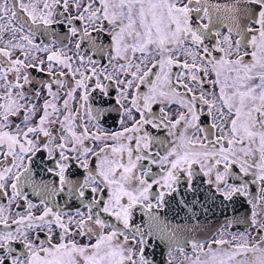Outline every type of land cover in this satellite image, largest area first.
I'll return each mask as SVG.
<instances>
[{
    "label": "snow or ice",
    "instance_id": "1",
    "mask_svg": "<svg viewBox=\"0 0 264 264\" xmlns=\"http://www.w3.org/2000/svg\"><path fill=\"white\" fill-rule=\"evenodd\" d=\"M158 249L264 264V0H0V264Z\"/></svg>",
    "mask_w": 264,
    "mask_h": 264
},
{
    "label": "flooded vegetation",
    "instance_id": "2",
    "mask_svg": "<svg viewBox=\"0 0 264 264\" xmlns=\"http://www.w3.org/2000/svg\"><path fill=\"white\" fill-rule=\"evenodd\" d=\"M36 75H39V74H36ZM32 199L34 202H37L35 197H33ZM236 208H237L236 212H233L231 209H229L227 212V215L229 217L236 215V216L243 218V216L246 215L244 207L241 204H237ZM196 211L199 213V219H200V225H201V227L199 228V230L196 233V237H197V239L207 241V240L213 238L215 230L218 227H220V225L223 224L225 216L223 214H221V212L218 209H214L213 212H210L207 215H205L203 212H201L199 207H197ZM165 212L167 213V215L170 219L175 217L176 222H183L186 218V215H187V209L183 208L182 206H177L175 203H173V205L170 208L165 209ZM206 219H208L209 221L214 219L215 221H214V223L209 222L208 224H205L204 221ZM244 229H245L244 224H238V225H235L231 229V231L242 232V231H244ZM161 251H162V249L157 250L156 259H157V261L161 262V264H162L163 257L160 255ZM163 251L166 254V249H163ZM173 255L177 257L176 264H180V259H181L180 254L174 252Z\"/></svg>",
    "mask_w": 264,
    "mask_h": 264
},
{
    "label": "water",
    "instance_id": "3",
    "mask_svg": "<svg viewBox=\"0 0 264 264\" xmlns=\"http://www.w3.org/2000/svg\"><path fill=\"white\" fill-rule=\"evenodd\" d=\"M214 221H215L214 219H213V220H210V221H209L208 219H206V220L204 221V223H205V224H208L209 222L214 223Z\"/></svg>",
    "mask_w": 264,
    "mask_h": 264
}]
</instances>
